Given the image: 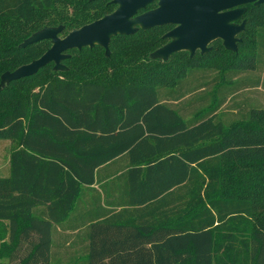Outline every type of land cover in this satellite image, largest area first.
I'll use <instances>...</instances> for the list:
<instances>
[{"label":"trees","instance_id":"trees-1","mask_svg":"<svg viewBox=\"0 0 264 264\" xmlns=\"http://www.w3.org/2000/svg\"><path fill=\"white\" fill-rule=\"evenodd\" d=\"M117 8L0 0V76L52 47L24 45L36 33L65 38ZM245 8L236 51L215 41L162 60L173 27H138L108 54L68 51L67 70L0 88V140L17 142L0 176V264H264V108L219 114L262 84L249 73L264 71V4Z\"/></svg>","mask_w":264,"mask_h":264},{"label":"water","instance_id":"water-1","mask_svg":"<svg viewBox=\"0 0 264 264\" xmlns=\"http://www.w3.org/2000/svg\"><path fill=\"white\" fill-rule=\"evenodd\" d=\"M117 10L102 19L85 25L60 37L61 28H47L30 37L24 45L50 40L52 47L39 59L21 66L9 75V82L36 75L42 68L54 63L57 67L72 50L103 47L109 53L111 39L117 35H132L138 27L151 29L172 26L164 38L170 42L154 53V57L168 59L170 56L188 51L205 54L215 41H221L226 49H238L239 35L245 22L237 21L250 4L262 5L264 0H113ZM158 7L145 11L150 5Z\"/></svg>","mask_w":264,"mask_h":264},{"label":"rangeland","instance_id":"rangeland-1","mask_svg":"<svg viewBox=\"0 0 264 264\" xmlns=\"http://www.w3.org/2000/svg\"><path fill=\"white\" fill-rule=\"evenodd\" d=\"M237 24L240 25L241 23H237ZM221 44L223 45V43ZM189 54L191 55L190 52ZM65 70H67V66L61 65L57 67L55 64H53L45 74L50 75L53 74L54 72H60ZM15 71H5L4 73L1 74L0 88H3L9 84V75ZM249 76L253 81L259 79L262 82V84L258 88H254V89L250 88L248 90L243 91L239 96L229 100V102L221 108L219 114L222 115L224 121H227V123H231L238 119H242L243 115H245V113H248L250 109L264 108V71L261 73L251 72L249 73ZM244 118L245 117H243V119ZM16 147H17V142L15 141L0 140V176L1 177L8 175L10 154L12 150H14ZM76 248L74 247L72 251L76 252L77 250ZM2 250L3 247L0 241V260H5L6 259L5 253L8 251V249H5L4 253H2ZM63 253L64 251L61 252V257Z\"/></svg>","mask_w":264,"mask_h":264},{"label":"crops","instance_id":"crops-1","mask_svg":"<svg viewBox=\"0 0 264 264\" xmlns=\"http://www.w3.org/2000/svg\"><path fill=\"white\" fill-rule=\"evenodd\" d=\"M8 172L10 173V158H9ZM9 173H8V175H9ZM102 174H103V177H104L103 179H105L106 177L108 178V176L106 175V172L102 173Z\"/></svg>","mask_w":264,"mask_h":264},{"label":"flooded vegetation","instance_id":"flooded-vegetation-1","mask_svg":"<svg viewBox=\"0 0 264 264\" xmlns=\"http://www.w3.org/2000/svg\"><path fill=\"white\" fill-rule=\"evenodd\" d=\"M157 4V3H156ZM157 6H158V4H157ZM146 11H148L147 9L145 10V11H141L140 12V14H142V13H144V12H146ZM151 11V10H150ZM237 23H238V21H237ZM171 31V30H170Z\"/></svg>","mask_w":264,"mask_h":264}]
</instances>
